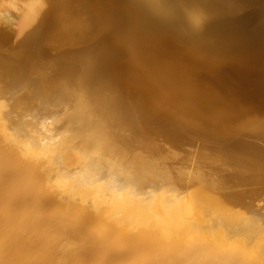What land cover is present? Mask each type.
Returning <instances> with one entry per match:
<instances>
[{
    "label": "bare ground",
    "instance_id": "6f19581e",
    "mask_svg": "<svg viewBox=\"0 0 264 264\" xmlns=\"http://www.w3.org/2000/svg\"><path fill=\"white\" fill-rule=\"evenodd\" d=\"M202 7L204 28L185 36L133 0H0L23 62L0 67V264H264V205L226 179L241 157L176 148L248 124L264 137V117L251 118L264 110V0ZM235 147L264 184V152Z\"/></svg>",
    "mask_w": 264,
    "mask_h": 264
},
{
    "label": "rangeland",
    "instance_id": "374dc122",
    "mask_svg": "<svg viewBox=\"0 0 264 264\" xmlns=\"http://www.w3.org/2000/svg\"><path fill=\"white\" fill-rule=\"evenodd\" d=\"M7 9V14H6V18L7 19H9V18H14L15 19V14H16V9L15 8H13V7H7L6 8ZM15 10V11H14ZM13 11V12H12ZM15 12V13H14ZM11 15H12V17H11ZM15 21H16V19H15ZM15 30V26L13 27L12 26V24L10 23V20L9 21H5V19H2V20H0V34H2V35H0V67H3V69H8V71H10L11 72V69L13 70V72L15 71V69L16 70H18L20 67V65L21 66H23V62L21 63V60H19L20 59V55H19V53H20V51H21V49H20V46L18 45V41H19V38H17L16 37V35H15V33L13 32ZM14 33V34H13ZM4 37V39H3V37ZM7 41V42H6ZM6 42V43H5ZM93 42V41H92ZM92 42H86V43H84V44H80V45H77L75 48H74V54H78V52H80L81 51V49H82V51H84V49L85 50H87L88 48H90L91 46H92ZM91 43V44H90ZM83 45H85L84 46V48H82L83 47ZM17 49L19 50V51H17ZM78 49H80V51L78 50ZM17 52H16V51ZM12 51H14L13 52V54H11L12 53ZM16 52V53H15ZM73 52V51H72ZM10 53V54H9ZM14 53H15V56H16V58H14L15 56H14ZM47 56L49 57V60L50 59H52V60H50V63L51 64H53L54 62H56L57 63V60L59 61L60 59H59V52L56 50V49H54L53 47L51 48H49V50L47 51ZM21 54V53H20ZM11 55H13L14 57H12ZM57 58H56V57ZM231 56L233 57V58H235V60H237V61H239L240 62V64L242 65L241 66V72H240V75H239V78H238V91L239 92H245L246 90H247V88L249 87L248 85H246V83H244V81H243V78H242V75H243V70H244V68H245V65H244V62L242 61V55H240V54H237L236 52H234V53H232L231 54ZM12 57V58H11ZM61 58V57H60ZM53 59H54V61H53ZM56 59V60H55ZM18 60H19V62H18ZM7 62V63H6ZM15 62H17V63H15ZM53 62V63H52ZM60 62V61H59ZM11 63H13V66H15V67H12V66H9V68H8V66H4V65H12ZM21 63V64H20ZM16 64V65H15ZM3 65V66H2ZM19 65V66H18ZM19 71V70H18ZM25 71V70H24ZM27 71V70H26ZM25 74L27 75L28 74V72H25ZM24 73H23V75L24 76H26ZM51 75H53V73H50ZM7 75V74H6ZM30 75V74H29ZM26 76L27 78H29L30 76ZM33 75V74H32ZM31 77H33V76H31ZM30 77V78H31ZM44 87H46V85H44ZM29 92L28 91H26L25 93H24V95L25 94H28ZM255 102H256V100L255 99H253V98H251V97H249V98H247L245 101H244V104L246 105V107H248V108H255L254 107V104H255ZM264 117V110L263 111H260V112H258V113H256L255 114V116H252L251 118H253V119H261V118H263ZM246 119H250V118H246ZM246 119L245 120H242V122H246ZM252 126L253 125H251V124H248V126L246 127V128H244L243 130H242V132L240 133V134H237L236 135V138H235V136H233L232 138H230V139H226V140H220V141H218L217 143H210L209 144V142L208 143H206V141H204V140H202V139H200V138H197V137H193V138H183L182 139V141L181 142H179L178 143V145L176 146V148H177V150L180 152V154L181 155H183V157H185V155H190L192 152L193 153H195V152H200V151H202V150H207V152L208 153H210V154H219V155H223V156H225V159H229L228 161H231V163L232 162H236L237 161V159H236V157H241L240 158V162L242 161V162H245V163H242L241 162V164H239L243 169H242V171H233V172H236V173H234L235 175V181H238L239 179L241 180V181H244L245 183H247V184H244V186H245V188H244V186L242 185V186H237V187H235V186H232L233 184H234V180H231V177H227L226 176V179H227V183H228V185L230 186V192H239V191H244V192H247V195L245 196V200L246 201H249V202H251L253 199L255 200H253L254 202L253 203H257V204H259V205H264V197H262V196H264V184H255V183H253L254 181H251L254 177H252L253 176V174H254V176H255V174H257L255 171H253L252 169H250V167H248L249 166V160H250V156L248 155V153L246 152H243V151H240V150H238L236 147H235V144L237 143V142H239V144L241 143V144H249V145H252L257 151H259V152H264V137H256V136H253V135H251L250 133V130H251V128H252ZM250 132V133H249ZM247 138V139H246ZM157 139H161V138H159V137H157ZM249 139V140H248ZM255 140V141H254ZM187 141V142H186ZM223 143V144H222ZM205 144H206V146H205ZM215 145V146H214ZM202 147V148H201ZM209 147V148H208ZM195 150V151H194ZM200 150V151H199ZM219 151V152H218ZM188 152V153H187ZM218 152V153H217ZM225 154V155H224ZM234 157H235V159H234ZM187 158H189V156H187ZM253 158V157H252ZM169 163H171V165H170V167H171V171H172V174H174L175 172H178V171H182V172H184V171H186L187 170V168H185V166L187 165V162H185V161H183V163H182V161L180 162V163H182V164H179V163H176V162H169ZM239 163V162H238ZM246 164V165H245ZM246 166H247V168H246ZM212 167V168H211ZM210 168L211 169H213V170H215L214 171V173H215V175H217V176H219V179H222V180H224V172H221V171H219L218 172V170L217 169H214L213 168V166H210ZM191 170V169H190ZM212 170V171H213ZM246 171H248V172H246ZM218 172V173H217ZM231 172V170H227V173H229V174H231L230 173ZM250 172V174H248ZM253 172V173H252ZM189 173L190 172H187L184 176V181H187L188 180V177H189ZM221 173V174H220ZM226 173V174H227ZM241 175H239V174ZM228 174V175H229ZM238 174V175H237ZM247 175V176H246ZM250 175V176H249ZM262 179L264 178V175L262 174ZM244 177V178H243ZM238 180H237V179ZM250 178H251V180H250ZM233 179V178H232ZM250 180V182H249V180ZM247 180V181H246ZM229 181V182H228ZM264 181V180H263ZM252 182V183H251ZM184 184V183H183ZM251 184V185H250ZM249 187H248V186ZM252 186V187H251ZM258 186V187H257ZM262 186V187H261ZM240 188V190H239V188ZM235 188V189H234ZM238 190H237V189ZM243 189V190H242ZM249 190V191H248ZM252 193H253V195H252ZM249 194V195H248ZM255 194V195H254ZM252 195V196H251ZM259 195H261V196H259ZM247 196H249V197H247ZM250 196L252 197V198H250ZM255 196H256V198H255ZM257 197H259L258 199H257ZM246 198H248L249 200H247ZM251 200V201H250ZM257 200V201H256Z\"/></svg>",
    "mask_w": 264,
    "mask_h": 264
},
{
    "label": "clouds",
    "instance_id": "9594fccd",
    "mask_svg": "<svg viewBox=\"0 0 264 264\" xmlns=\"http://www.w3.org/2000/svg\"><path fill=\"white\" fill-rule=\"evenodd\" d=\"M133 4L152 23L185 36L200 33L209 19L202 0H133Z\"/></svg>",
    "mask_w": 264,
    "mask_h": 264
}]
</instances>
